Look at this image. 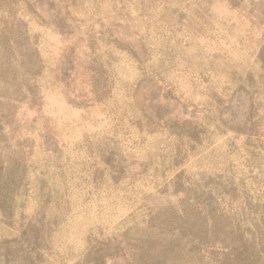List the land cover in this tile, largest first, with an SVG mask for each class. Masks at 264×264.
<instances>
[{
  "label": "rangeland",
  "instance_id": "rangeland-1",
  "mask_svg": "<svg viewBox=\"0 0 264 264\" xmlns=\"http://www.w3.org/2000/svg\"><path fill=\"white\" fill-rule=\"evenodd\" d=\"M0 264H264V0H0Z\"/></svg>",
  "mask_w": 264,
  "mask_h": 264
}]
</instances>
